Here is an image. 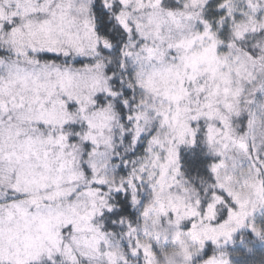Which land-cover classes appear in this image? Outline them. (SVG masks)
I'll return each instance as SVG.
<instances>
[{"label": "clouds", "instance_id": "1", "mask_svg": "<svg viewBox=\"0 0 264 264\" xmlns=\"http://www.w3.org/2000/svg\"><path fill=\"white\" fill-rule=\"evenodd\" d=\"M221 5L226 15H213ZM0 10V24L23 29L13 43L0 28V264H202L191 223L202 233L206 203L219 213L217 196L264 175V0H0ZM98 12L115 20L109 33L127 24L122 39L95 30ZM77 98L67 115L62 102ZM202 112L213 118L192 119ZM254 243L247 264H264Z\"/></svg>", "mask_w": 264, "mask_h": 264}, {"label": "snow or ice", "instance_id": "2", "mask_svg": "<svg viewBox=\"0 0 264 264\" xmlns=\"http://www.w3.org/2000/svg\"><path fill=\"white\" fill-rule=\"evenodd\" d=\"M228 11L229 10L226 9L224 5H221V12L212 14L225 16ZM12 15L15 16L16 13H13ZM116 19L119 20V17ZM3 20H5V16L3 11L0 10V21ZM113 24H115V20L111 22L108 21L107 14L97 13L95 30L103 35L109 36V38L115 42L118 37L121 39L123 38V31L124 29H127L128 26L123 20H120V25H117L114 32L109 33L108 29ZM121 25L123 27H121ZM0 28L9 33L13 38V43L15 42L16 34L23 31L19 26H13L10 21L0 24ZM236 36L237 38H242L243 34L237 32ZM220 37L222 38L221 51H227L228 45L223 43V41H227L228 39L227 24H225L223 31L220 32ZM145 51L151 53L152 49H145ZM0 55H3V53L0 52ZM249 55L250 58L255 59L251 50H249ZM113 82L117 87H120L118 79ZM227 91L228 89H225V92ZM124 94L128 95V92L125 91ZM109 99H111V96H109ZM257 99H259V95ZM97 100L103 103L102 97L98 96ZM62 103L64 105L65 113L70 116L72 109L76 107L79 100L77 98L74 102L69 101ZM226 107L230 108L231 105H226ZM200 116H207L209 119L213 118L211 114L202 112L193 116L192 119L198 120ZM224 119L223 116L220 117L221 122H223ZM245 119H247V117L241 119V124L244 123ZM41 127H43V124H41ZM61 127H71L73 131L77 130L76 125L69 124L67 121L61 125ZM194 128L195 125H192L189 128V131H193ZM209 131H211V129H209ZM193 134L198 135L199 133L193 131ZM62 138L75 139V137ZM93 143H95V141L86 143L85 148H91ZM191 163L198 164L200 161H192ZM226 166L227 162L221 161L219 164H213L212 170L213 172H216L218 168ZM219 186L222 189L225 187L223 183ZM252 192H255L257 195L264 193V175H258L254 181L250 182L248 189L244 193L232 192L229 190L230 199L223 196V193L217 196L216 202L223 205L222 211L219 213L216 210V203H206L203 216H200L199 212L195 213V215L200 216L201 220L207 219L209 221L207 228L202 233L196 231L195 221L191 223L190 227L186 225V227H189L192 240L199 245L200 255L197 256V260H201L202 264H247V257L256 251L257 243H259V241L254 243L256 237H259L260 241H264V203L259 207L260 215L258 216L257 204L252 202L250 198ZM242 195L247 196L248 198L242 199ZM260 199L264 202V195H260ZM249 205H251L250 210ZM249 217H252L251 222L249 221ZM148 247L150 246H144L145 254H148ZM184 251L189 257L191 256V253L187 248H185ZM235 253H239L242 258L238 259L233 255ZM226 254L228 255L227 259L225 258ZM17 264H20V262L17 261ZM44 264H49V261H45Z\"/></svg>", "mask_w": 264, "mask_h": 264}]
</instances>
